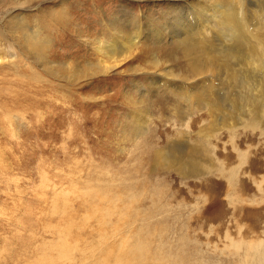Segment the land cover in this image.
<instances>
[{
  "label": "rangeland",
  "instance_id": "obj_1",
  "mask_svg": "<svg viewBox=\"0 0 264 264\" xmlns=\"http://www.w3.org/2000/svg\"><path fill=\"white\" fill-rule=\"evenodd\" d=\"M152 5L0 0V264H264V123L250 106L234 114L212 96L201 107L172 79L153 84L156 58L187 74L190 56L166 40L70 79L82 55L96 59L87 39L110 37L106 15L163 21L165 2ZM33 30L51 39L47 63L25 50ZM196 55L214 82L235 84L215 51ZM179 143L198 175L172 156Z\"/></svg>",
  "mask_w": 264,
  "mask_h": 264
},
{
  "label": "bare ground",
  "instance_id": "obj_2",
  "mask_svg": "<svg viewBox=\"0 0 264 264\" xmlns=\"http://www.w3.org/2000/svg\"><path fill=\"white\" fill-rule=\"evenodd\" d=\"M145 1L157 5L161 0ZM163 1L166 4L163 21L149 18L144 24L139 15L134 13L130 15L127 10L125 11L127 18L124 21L119 19V15H106L111 17L108 18L109 23L105 24L106 34L109 31L110 37L106 40L101 37L87 39L88 45H92L90 47L94 50L96 59L89 51L88 55H82L85 69H81L80 63L71 68V81L81 78V74H84L82 77H92L117 70L125 61L134 57V50L143 45L141 42L144 43V39L154 43H163L166 40L170 41V44H175L176 49H181L184 54L190 56L185 67L187 74L184 76V80L180 81V75L174 74L173 70L157 69L160 61L156 58L153 66L155 69L152 78L153 84L159 83V87H162V83L166 85L172 79V83H174L172 86H174L177 95L184 97L189 104L192 102V97L201 96V98L198 97V104L201 107L209 104L208 100L212 96L220 98L228 110L236 114H241L242 110L247 111L250 106L254 121L261 120L264 123V6L262 5L264 0H250L249 6L245 5V0ZM57 13L59 15H55V18L66 15L64 16L66 18L61 21L71 27L73 22L70 14L62 15L65 13L64 11ZM25 21L20 19L17 22V26L22 31L27 30ZM69 26L68 28H70ZM41 30L24 33L25 50L30 54L33 52L36 58L47 63V50L51 47V39L43 35ZM199 48H208L221 56L220 60L223 62L226 72H230V77L235 80L233 86L232 84L229 86V80L223 75H218V81L214 82L209 75V67L201 63L196 55ZM144 51L147 52V49L145 48ZM12 55L13 57L18 56L14 53ZM198 77L204 78L202 84L194 86L190 83V86H187L191 78ZM163 80L166 81L163 82ZM179 81L182 82V85L178 84ZM195 90H198L199 94ZM255 104L256 106L253 107ZM239 119L243 120V117L241 116ZM184 149V144L179 143L172 156L178 161H184L186 165H184V174L198 175L199 167L196 161L191 158L185 159L186 150ZM161 153V151L155 152V157ZM170 156V152L165 155L166 158Z\"/></svg>",
  "mask_w": 264,
  "mask_h": 264
}]
</instances>
